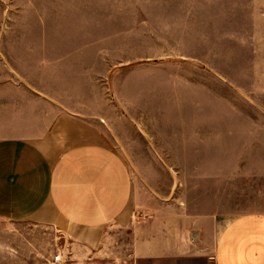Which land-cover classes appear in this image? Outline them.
Listing matches in <instances>:
<instances>
[{
  "label": "rangeland",
  "instance_id": "374dc122",
  "mask_svg": "<svg viewBox=\"0 0 264 264\" xmlns=\"http://www.w3.org/2000/svg\"><path fill=\"white\" fill-rule=\"evenodd\" d=\"M58 110L130 172L131 226L111 223L103 248L155 218L264 210V0H0V136ZM65 238L0 219V264H54Z\"/></svg>",
  "mask_w": 264,
  "mask_h": 264
},
{
  "label": "crops",
  "instance_id": "0c3cea01",
  "mask_svg": "<svg viewBox=\"0 0 264 264\" xmlns=\"http://www.w3.org/2000/svg\"><path fill=\"white\" fill-rule=\"evenodd\" d=\"M9 129L0 136V219L61 227L73 243L58 263L264 264V210L257 209L220 217L209 207L182 226L155 218L133 227L128 249L103 248L111 223L131 226L123 216L131 177L121 156L73 112L11 120Z\"/></svg>",
  "mask_w": 264,
  "mask_h": 264
},
{
  "label": "built area",
  "instance_id": "2783aa9c",
  "mask_svg": "<svg viewBox=\"0 0 264 264\" xmlns=\"http://www.w3.org/2000/svg\"><path fill=\"white\" fill-rule=\"evenodd\" d=\"M60 258H61V255L58 253V254L54 255L53 260H54L55 262H57V261L60 260Z\"/></svg>",
  "mask_w": 264,
  "mask_h": 264
}]
</instances>
